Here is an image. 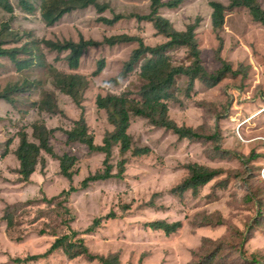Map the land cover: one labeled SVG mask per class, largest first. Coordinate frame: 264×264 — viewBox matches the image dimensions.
I'll use <instances>...</instances> for the list:
<instances>
[{
  "label": "rangeland",
  "instance_id": "1",
  "mask_svg": "<svg viewBox=\"0 0 264 264\" xmlns=\"http://www.w3.org/2000/svg\"><path fill=\"white\" fill-rule=\"evenodd\" d=\"M101 2L111 4L112 11L106 13L110 18L115 14L130 17L149 10V0ZM212 2L230 4V0H185L176 9H161L160 15L181 31L199 17L195 37L203 67L209 72L216 70L220 66L218 55L239 70L238 74H228L211 87L195 80L189 98L183 95L186 77L181 76L176 80L180 102L168 103L169 115L179 125L191 126L203 134L216 132L217 140L178 139L170 130L155 128L145 119L132 116L129 132L134 145H147L152 152L136 158L131 151L121 155L120 147H114L111 158L114 174L118 172L119 163L126 159L123 179L93 183L88 189L73 193L69 199L75 230L86 233L98 221L93 232L81 236L93 254H118L123 264H264V27L253 22L246 9L234 8L225 12L222 28L213 31L209 6ZM258 2L264 10V0ZM12 3L18 9L21 6L19 0ZM98 17L96 8L91 7L49 28L39 14L26 16L19 11L12 15L0 10V27L7 22L16 34L11 38L20 46L31 42L36 47L45 40H80L82 36L104 41L106 37L121 34L138 36L149 46L165 41L149 22L139 23L131 18L110 27L99 23ZM42 48L49 64L67 67L47 46ZM133 49L134 44L103 46L91 49L83 59L80 71L91 80L85 92V114L97 145H102L105 133L113 128L107 114L96 107L97 95L109 91L121 93L127 87L136 91V72L121 85L107 82L119 72ZM20 56L25 58L22 53ZM186 57L185 48L170 52L175 64H189ZM102 59L106 61L103 72L92 76L97 62ZM38 64L16 75L15 66L0 59V88L22 78L36 81L44 76L48 79L46 69ZM39 94L34 92L31 98L36 99ZM62 103L68 116L40 115L32 102L26 100L19 102L20 110L0 101V117H3L0 118V264H14L16 258L42 254L55 240V237L37 234H30L19 243L10 240L2 220L7 204L58 196L71 185L80 188L86 177L105 169V154L90 152L83 144L66 146L62 130L73 126L72 121L80 116L81 109L69 97L64 96ZM40 117L50 128L59 129L52 139L56 153L70 152L79 159L72 183L60 175L58 161L50 157L46 169L38 168L31 184L16 185L10 180L14 177L12 170L16 162L12 155L2 158L7 142L17 133L19 123L29 125ZM188 161L223 168L225 172L200 187L197 194L172 193L170 188L186 175L183 166ZM147 203L153 205L146 206ZM126 205L130 206L128 211H124ZM112 211L116 219L109 218ZM155 220L180 221L182 226L165 236L144 227V223ZM254 221L258 223L254 225ZM253 253L257 254L256 260L252 258ZM29 264L100 263L86 257L70 260L60 250L47 259Z\"/></svg>",
  "mask_w": 264,
  "mask_h": 264
},
{
  "label": "trees",
  "instance_id": "2",
  "mask_svg": "<svg viewBox=\"0 0 264 264\" xmlns=\"http://www.w3.org/2000/svg\"><path fill=\"white\" fill-rule=\"evenodd\" d=\"M184 1L149 0V10L146 13L134 14L130 17L124 14H115L113 18H110L106 16V13L112 11V6L109 3L101 2V0H19L21 5L19 9L12 3V0H0V10L12 15H16L19 11H22L26 16L39 14L49 28L56 27L67 16L94 7L99 15L97 18L99 23L114 27L123 20L135 18L139 23H151L156 33L165 39L160 44L149 46L138 36L121 34L106 37L104 41L87 39L82 36L80 40H45L42 42L43 45L40 44L36 47L31 42H26L20 46L15 39L11 38L16 35L13 34L14 29L7 22L2 24L0 27V59H6L14 65L16 75L39 63L38 66L46 69L45 76L48 79L42 76L36 81H28L27 78L15 82L11 81L5 87L0 88V101L2 100L14 109L20 110L18 109L19 102L26 100L32 102V107L40 115L68 116L62 101L64 96L69 97L74 104L80 107L81 113L77 119H73L72 127L62 130L66 137V146L83 144L90 152L105 154V169L86 177L81 182L80 188L71 185L68 190L62 191L55 197L34 198L7 204L3 211L2 220L6 223V233L10 240L18 243L23 242L30 234L55 237L54 242L46 252L29 255L25 258H16L13 261L14 264H29L47 259L60 250L70 260L86 257L88 260L97 261L100 264H123L118 254L103 256L90 252L85 239L81 236L93 232L98 221L89 227L86 233L75 230L72 227L73 211L69 205V199L73 193L86 190L93 183L123 179L126 159L123 158L119 163L118 172L114 174V166L111 164L114 147H120L121 155L131 151L132 156L136 158L147 156L152 152L147 145H134L133 136L129 132L132 116L145 119L155 128L170 130L177 135L178 139L205 138L206 140H217L216 132L203 134L191 126L179 125L169 115L168 103L180 102V98L176 94L177 78L186 77L183 95L189 98L193 92L195 80H200L211 87L228 74L236 75L239 73L238 69H233L231 64L223 61L218 55L216 58L220 62V66L216 70L209 72L203 67L195 37V30L201 20L199 17L181 31L176 30L168 19L160 15L161 9H176ZM209 6L212 9L210 19L213 31L222 28L225 12L234 8L246 9L251 20L264 27V10L258 0H230L228 6L219 2H212ZM124 44H134V49L119 72L111 76L107 82L115 86L121 85L133 72H136L138 85L134 92L127 87L121 93L109 91L105 95L101 93L97 95V109L104 111L108 121L113 125V128L105 133L102 145H97L95 135L90 133L84 107L85 92L91 80L88 75L80 71V68L85 55L91 49ZM42 46H47L50 52L60 58L59 60L63 59L67 67H59L54 63L49 64L48 56L44 53ZM178 48L186 49V59L189 64H175L171 61L170 52ZM35 51L37 55H34ZM21 53L25 55V58H21ZM105 65V59L99 60L92 76L100 75ZM31 87L34 89L31 90ZM34 92H40L36 99L31 98ZM15 94H19V97H15ZM19 127L17 133L8 140L2 157L5 159L12 155L15 158L16 167L12 170L14 177L10 179L12 184H31L38 168L41 171L46 169L48 157L58 161L60 175L72 183L75 176L74 167L79 159L70 152L56 153L52 139L59 129L50 128L47 121L41 117L29 125L19 123ZM216 147L219 149L218 146ZM183 167L186 170V175L170 188L172 193L178 195L186 191L197 194L200 187L215 176L225 172L223 168H214L194 161L186 162ZM0 179H2L1 175ZM152 205V203H147L146 206ZM129 209V205L124 206V211ZM258 213L261 212L258 211ZM109 218L116 219V213L112 211ZM257 223L258 221H254V225ZM181 226L180 221L169 223L164 220H155L144 223L145 228L162 232L165 236L172 235ZM256 255V253L252 254L254 260H256ZM208 259L212 258L209 257ZM138 264H142V262Z\"/></svg>",
  "mask_w": 264,
  "mask_h": 264
}]
</instances>
